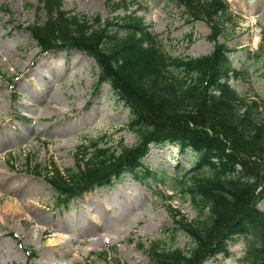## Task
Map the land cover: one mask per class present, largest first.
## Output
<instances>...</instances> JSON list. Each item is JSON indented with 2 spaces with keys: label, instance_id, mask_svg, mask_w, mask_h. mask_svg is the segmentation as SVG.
<instances>
[{
  "label": "rangeland",
  "instance_id": "obj_1",
  "mask_svg": "<svg viewBox=\"0 0 264 264\" xmlns=\"http://www.w3.org/2000/svg\"><path fill=\"white\" fill-rule=\"evenodd\" d=\"M125 1L168 55L212 53L210 25L191 20L178 0ZM63 2L72 16L103 22L128 13L113 10L107 0ZM224 2L228 10L218 42L237 50L231 61L240 72L230 84L247 100L258 101L264 116V0ZM45 18L40 0H0V264H149L153 243L190 249L192 240L175 231L176 220L193 221L197 213L190 196L173 187L175 176L196 163L193 151L151 145L144 164L154 177L141 183L129 174L58 207L45 179L52 164L61 172L76 169L78 149L90 141L117 151L121 143L134 148L141 141L128 126L129 109L109 85H99L94 59L79 51H41L27 28ZM259 208L264 211V199ZM247 251L246 240L238 237L229 255L206 264H250Z\"/></svg>",
  "mask_w": 264,
  "mask_h": 264
},
{
  "label": "trees",
  "instance_id": "obj_2",
  "mask_svg": "<svg viewBox=\"0 0 264 264\" xmlns=\"http://www.w3.org/2000/svg\"><path fill=\"white\" fill-rule=\"evenodd\" d=\"M178 1L191 20L205 19L210 25L212 54L199 58L166 54L144 19L134 13L103 22L99 17L72 16L64 10L63 0H40L45 21L27 30L41 51H79L94 59L100 69L99 85H109L115 99L129 109L128 126L141 141L134 148L121 143L119 151L90 141L79 147L76 169L61 172L52 164L45 179L55 190L58 205L68 206L81 194L112 186L126 175L140 182L153 176L144 164L151 145L193 151L196 163L177 174L173 187L190 196L197 213L193 221L176 220L175 231L185 232L193 245L186 250L153 243L149 264H205L229 255V246L238 237L248 245L246 261L264 264V211L259 208L264 199L261 105L230 85L231 76L239 75L231 63L236 50L218 43L227 4ZM107 2L115 11L128 10L125 0ZM35 173L40 175L39 170Z\"/></svg>",
  "mask_w": 264,
  "mask_h": 264
},
{
  "label": "bare ground",
  "instance_id": "obj_3",
  "mask_svg": "<svg viewBox=\"0 0 264 264\" xmlns=\"http://www.w3.org/2000/svg\"><path fill=\"white\" fill-rule=\"evenodd\" d=\"M90 1H93V0H90Z\"/></svg>",
  "mask_w": 264,
  "mask_h": 264
}]
</instances>
